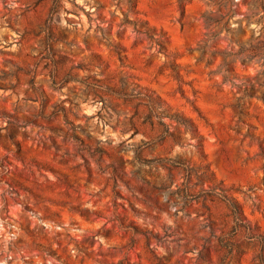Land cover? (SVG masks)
I'll return each instance as SVG.
<instances>
[{
    "label": "rangeland",
    "instance_id": "rangeland-1",
    "mask_svg": "<svg viewBox=\"0 0 264 264\" xmlns=\"http://www.w3.org/2000/svg\"><path fill=\"white\" fill-rule=\"evenodd\" d=\"M0 264H264V0H0Z\"/></svg>",
    "mask_w": 264,
    "mask_h": 264
}]
</instances>
